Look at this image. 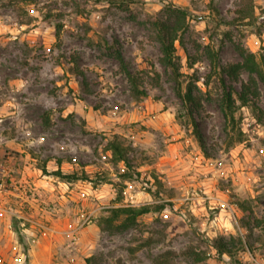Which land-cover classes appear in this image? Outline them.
<instances>
[{"label": "rangeland", "instance_id": "obj_1", "mask_svg": "<svg viewBox=\"0 0 264 264\" xmlns=\"http://www.w3.org/2000/svg\"><path fill=\"white\" fill-rule=\"evenodd\" d=\"M121 1L0 0V264H158L166 251L174 264H264V118L241 106L227 124L222 75L207 52L223 66L241 60L238 45L260 54L264 0ZM170 3L189 12L184 44L176 41L178 81L150 23ZM116 41L146 95L110 54ZM190 81L203 96L195 118L207 154L178 96ZM226 82L237 97L241 81ZM258 101L264 110L263 89ZM114 137L140 175L125 178V164L112 162ZM178 141L181 151L170 145ZM57 165L107 181L41 170ZM160 203L172 205L135 227L99 226L112 207ZM231 237L235 260L213 247Z\"/></svg>", "mask_w": 264, "mask_h": 264}, {"label": "trees", "instance_id": "obj_2", "mask_svg": "<svg viewBox=\"0 0 264 264\" xmlns=\"http://www.w3.org/2000/svg\"><path fill=\"white\" fill-rule=\"evenodd\" d=\"M125 1L127 2L126 6L128 7V3L134 0H122L121 3L124 4ZM188 15L189 12L187 9L170 3L165 8L162 16L150 21L155 32L156 41L160 45L162 53L160 61L163 66L171 71L177 81L181 75V61L177 55L176 41H180L181 44H184L183 36L189 31ZM61 27V23L56 24L57 32L60 31ZM108 47L110 54L118 60L121 68L126 73L133 90L140 95H146V91L139 90V73L130 69L121 43L116 41L115 46L110 45ZM237 50L241 56V60L223 66L220 63L218 53L210 48V46H207V52L210 55L214 68L222 75L221 80L223 90L220 98V108L227 124L231 123L233 127L237 123L236 111L241 106L252 107L257 113L259 120L262 121L264 118V110H262L258 101L262 94V89L264 90V49H262L260 54H257L246 49L242 45H238ZM244 71L249 74L247 80L240 79L241 74ZM226 77L231 81H241L240 90L236 93L237 97L235 96L234 85L232 83H227ZM197 88L196 83L193 81H190L184 90L181 88V85H179L178 96L183 102L187 116L191 118V125L193 127L192 131L202 150L207 154V143L200 129L199 123L195 118V115L199 113L203 104L202 93H197ZM178 117L182 118L185 117V115L181 112ZM238 133L239 136L237 137V140L242 142L244 140L242 130H239ZM107 149L111 151V159L114 164H125L127 169L122 173L125 178H133L135 175H140V172L138 171H134V175L132 172L128 171L133 167V164L129 156V149L122 141L116 137L108 140ZM41 170L46 174H53L61 179H66L68 181H87L94 186L107 181V177L104 174H98L95 178L86 170H83L80 174L65 173L60 167L56 170L49 171L45 166H42ZM155 180L156 182L158 181L157 177H155ZM118 194H120V192ZM167 204L172 205V203H160L155 206L147 204L140 206L122 205L112 207L109 210V215L103 218V223H100L99 226L102 229L111 230H124L135 227L139 224L140 216L152 211H161L166 208ZM259 223L260 221L257 220V224ZM232 238L234 237H231V239H215L213 241V247L219 257H223L224 254H227L232 259L235 258L232 251ZM240 241L241 244L244 243L242 238H240ZM25 253H28V251H25ZM191 254H193L198 261L203 259V257L193 249L191 250ZM174 256L175 253L173 251H166L160 256L158 264H174Z\"/></svg>", "mask_w": 264, "mask_h": 264}, {"label": "crops", "instance_id": "obj_3", "mask_svg": "<svg viewBox=\"0 0 264 264\" xmlns=\"http://www.w3.org/2000/svg\"><path fill=\"white\" fill-rule=\"evenodd\" d=\"M170 126V125H169ZM174 127V126H173ZM176 137V136H175ZM175 137H173L172 139H175ZM177 138V137H176ZM170 145H172L174 148H175V150L177 149V148H182L183 146H182V144H181V141H178V142H176L175 144H170ZM178 151H181L180 149H177ZM178 151H175L176 153H174V154H171V155H179L178 153H181V152H178ZM59 166L57 165L56 167H55V170L58 168ZM191 168H194V167H190V171L192 170ZM196 169V168H195ZM189 170H188V172H189ZM164 171V170H163ZM169 181V180H168ZM169 182H171V181H169Z\"/></svg>", "mask_w": 264, "mask_h": 264}, {"label": "built area", "instance_id": "obj_4", "mask_svg": "<svg viewBox=\"0 0 264 264\" xmlns=\"http://www.w3.org/2000/svg\"><path fill=\"white\" fill-rule=\"evenodd\" d=\"M124 194H127V191H124ZM74 239H75V243L77 242V240H78V237L75 235L74 236ZM2 259L0 258V261H1Z\"/></svg>", "mask_w": 264, "mask_h": 264}]
</instances>
